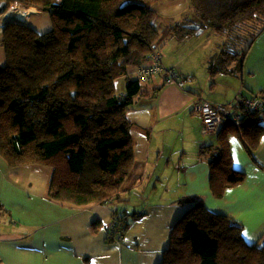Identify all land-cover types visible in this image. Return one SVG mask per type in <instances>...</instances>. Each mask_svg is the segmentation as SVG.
Instances as JSON below:
<instances>
[{"label": "trees", "instance_id": "16d2710c", "mask_svg": "<svg viewBox=\"0 0 264 264\" xmlns=\"http://www.w3.org/2000/svg\"><path fill=\"white\" fill-rule=\"evenodd\" d=\"M3 1L8 8L19 3L39 9L53 26L39 32L12 19L3 28L0 154L10 167H50L48 194L53 200L87 206L120 199L136 162L128 112L144 87V80L133 71L160 43L161 32L153 21L158 14L155 0ZM190 4L201 20L199 28L226 37L208 62L209 73H238L263 30L264 0H190ZM194 31L189 24L168 29L177 37ZM123 76L129 81L125 93L119 94L116 80ZM239 110L241 127L227 120L217 130V145L201 149L216 197L246 179L231 165L229 135L238 136L249 154L264 135L263 118ZM178 203L191 206L172 226L159 264H264V246L245 239L242 223L207 209L200 197H185ZM112 223L106 242L121 243L131 224L128 215H116Z\"/></svg>", "mask_w": 264, "mask_h": 264}, {"label": "crops", "instance_id": "0c3cea01", "mask_svg": "<svg viewBox=\"0 0 264 264\" xmlns=\"http://www.w3.org/2000/svg\"><path fill=\"white\" fill-rule=\"evenodd\" d=\"M180 2L188 6L190 0ZM164 5L163 0L153 4L159 16ZM21 8L35 9L24 20L28 24L37 15H47L22 4ZM178 24L200 27L201 22L161 21L155 26L161 32L162 62L184 77V85L166 82V74L144 80L143 93L128 112L136 162L120 199L87 206L53 200L48 194L50 167H10L0 154V264H159L172 226L191 206L178 202L191 196L202 198L207 209L242 223L245 239L264 246V135L251 154L238 136L229 135L231 165L244 172L246 179L216 197L211 168L201 149L217 145V132L205 134L194 112L201 99L232 105L241 90L248 95L264 92V27L238 68L239 74H210L208 62L225 42V35L211 46L204 29L183 37L168 33ZM35 29L44 32V28ZM2 32L0 24V66L6 61ZM121 78L117 90L124 94L129 78ZM260 123L264 126V119ZM131 196L138 202L131 201ZM122 200L130 201L133 211L126 206L121 213L116 204ZM125 213L131 224L123 241L107 243L113 219Z\"/></svg>", "mask_w": 264, "mask_h": 264}, {"label": "built area", "instance_id": "2783aa9c", "mask_svg": "<svg viewBox=\"0 0 264 264\" xmlns=\"http://www.w3.org/2000/svg\"><path fill=\"white\" fill-rule=\"evenodd\" d=\"M14 9V8H13ZM9 15H2V23L8 21ZM134 75L146 80L160 73H169L168 82H177L180 86L184 81L174 69H168L162 62V55L157 46H153L146 63L135 68ZM233 104L214 103L205 99L194 105V112L202 121V130L205 134L217 132L218 128L227 120L232 121L238 128L242 125L241 107L248 113H257L264 119V92L251 95L240 92ZM231 107L238 109L232 110ZM113 224V223H112Z\"/></svg>", "mask_w": 264, "mask_h": 264}, {"label": "rangeland", "instance_id": "374dc122", "mask_svg": "<svg viewBox=\"0 0 264 264\" xmlns=\"http://www.w3.org/2000/svg\"><path fill=\"white\" fill-rule=\"evenodd\" d=\"M177 1H179V2H177ZM163 2H166L167 5H164L161 8V11H163V12H159V13H161V16H159L157 14L153 19L156 26H160L161 21H174V20H177V21H187V20L196 21V19H197V21H201L195 12V9L191 6L190 3L188 4V6H186V5H183L180 2V0H176V1H174V0H163ZM13 6H14V4H12L8 8V10H10V9L12 10ZM1 19H2V16L0 15V20ZM10 19L20 20L19 18L15 17V16H13ZM10 19H8V20H10ZM31 20L32 21H30L29 23L31 24V26L34 29H35V27H39V28H44L41 30L48 31L53 26L51 19L49 18L48 15H43V16L37 15V16L33 17ZM37 21H40L39 25L37 24ZM204 35L207 36V39H209L210 42H212L211 46L216 45V43L218 42L219 39L224 40V37H222V35L213 33V31L211 29H206V32L204 33ZM218 51H219V48H217L216 52H218ZM175 72H176V70H175ZM122 80H123V78L116 80V87H120V83H122ZM123 197H124V194H123ZM126 198L130 199V197H126ZM136 200H138V198L136 196H131V201L138 202ZM126 202H127L126 200H122L116 204L117 207L120 209L121 213L123 212V209L126 206H128V210L130 212L133 211L131 206H130V201L128 203H126ZM139 203H140V205L144 204L141 202H139Z\"/></svg>", "mask_w": 264, "mask_h": 264}, {"label": "bare ground", "instance_id": "6f19581e", "mask_svg": "<svg viewBox=\"0 0 264 264\" xmlns=\"http://www.w3.org/2000/svg\"><path fill=\"white\" fill-rule=\"evenodd\" d=\"M5 12V11H4ZM35 12V9H22L21 6H17L13 10H8L4 14L9 16H15L19 18L20 20L27 19L30 15H32ZM166 76H169V73H166ZM182 77V75H180Z\"/></svg>", "mask_w": 264, "mask_h": 264}, {"label": "clouds", "instance_id": "9594fccd", "mask_svg": "<svg viewBox=\"0 0 264 264\" xmlns=\"http://www.w3.org/2000/svg\"><path fill=\"white\" fill-rule=\"evenodd\" d=\"M17 6H21V4H19V3H16V4H14V8H16ZM13 7H12V10H13ZM8 10V7H7V9H6V11ZM5 11V12H6ZM4 12V13H5ZM4 13H2V14H0L1 16L4 14ZM13 16H9V19L10 18H12ZM10 20H12V19H10ZM10 20H8V21H10ZM8 21H6L5 23H2L1 21H0V24H1V26H2V29L4 28V26L7 24V22ZM19 21H23V22H25L24 20H19ZM199 29H201L202 30V28H199ZM153 46H157L158 47V49L160 50V48H159V44H154ZM153 48V47H152ZM161 52V51H160ZM162 55V54H161ZM149 56V55H148ZM147 59H148V57H147ZM147 61V60H146ZM146 61H145V63H146ZM144 64V63H143ZM142 64V65H143ZM166 67V66H165ZM167 68V67H166ZM168 69H173V68H168ZM175 70V69H174ZM177 72V71H176ZM178 73V72H177ZM160 74H166V72H164V73H160ZM179 75H181L180 73H178ZM156 76V75H155ZM154 77V76H153ZM152 78V77H151ZM151 78H149V79H151ZM182 79H183V81L185 80L184 79V77H181ZM149 79H146V80H149ZM144 80V79H143ZM166 82H168V77L166 76ZM169 83H176V84H178L177 82H169ZM179 85V84H178ZM183 85H184V83H183ZM182 85V86H183ZM209 101V100H208Z\"/></svg>", "mask_w": 264, "mask_h": 264}, {"label": "water", "instance_id": "95a60500", "mask_svg": "<svg viewBox=\"0 0 264 264\" xmlns=\"http://www.w3.org/2000/svg\"><path fill=\"white\" fill-rule=\"evenodd\" d=\"M7 7H8V3L6 1L1 2L0 3V14L4 13V11H6ZM189 27H191L193 29H197V34H199L201 32L198 25H189Z\"/></svg>", "mask_w": 264, "mask_h": 264}]
</instances>
